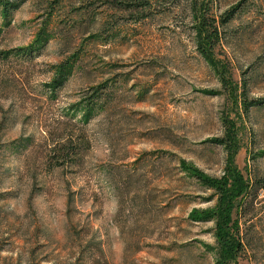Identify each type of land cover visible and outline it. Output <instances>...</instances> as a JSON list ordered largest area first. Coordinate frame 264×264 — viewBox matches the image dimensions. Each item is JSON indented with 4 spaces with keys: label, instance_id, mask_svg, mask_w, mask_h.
Returning a JSON list of instances; mask_svg holds the SVG:
<instances>
[{
    "label": "rangeland",
    "instance_id": "obj_1",
    "mask_svg": "<svg viewBox=\"0 0 264 264\" xmlns=\"http://www.w3.org/2000/svg\"><path fill=\"white\" fill-rule=\"evenodd\" d=\"M49 11L0 7V264H264V0ZM79 135L82 157L51 168ZM230 165L249 193L228 259L205 179Z\"/></svg>",
    "mask_w": 264,
    "mask_h": 264
},
{
    "label": "trees",
    "instance_id": "obj_2",
    "mask_svg": "<svg viewBox=\"0 0 264 264\" xmlns=\"http://www.w3.org/2000/svg\"><path fill=\"white\" fill-rule=\"evenodd\" d=\"M24 1L26 0H0V7H2L3 14L6 16V18L8 19L12 11ZM62 1L63 0H37V2L42 5V7L48 8L50 11H53L55 7L61 5ZM69 67L70 65L65 64V66L61 68V71L65 72V70L67 71L68 69L72 68ZM63 79L64 78L61 77L60 79H56L54 83L50 84L51 92L54 91V89L60 84V82L63 81ZM101 94L102 93L100 92L98 98L102 97ZM94 98L95 97L91 96L87 99V105L90 109V114H92V111L95 109L98 103L94 101ZM256 102H259V100H255L253 103L251 102V105L255 104ZM216 141H221L223 144L227 143L225 140ZM89 147L90 140L85 135H79L76 139L71 137L64 142H57L50 150V153L53 154L52 158L55 159H52L51 161V168L65 164L71 165L72 162L80 159L82 157L83 151ZM226 174H228V176L224 175V177H222L220 180H214L212 178H207L205 180L211 185V187L216 188L221 194V201L218 209L214 210L212 213L217 217L219 222L218 227L222 229L221 234L224 236V239L222 240L225 254L224 256L230 259L243 249L242 240H240V238L236 239L235 235L230 232V229L232 228L230 223L234 221L232 217L233 200L237 195H248L249 185L246 182L244 176H242L240 173H236L232 167L229 168ZM230 178L234 180V183L229 182Z\"/></svg>",
    "mask_w": 264,
    "mask_h": 264
}]
</instances>
